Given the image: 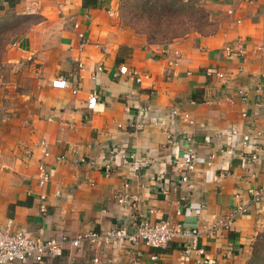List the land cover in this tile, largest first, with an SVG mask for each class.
<instances>
[{
    "label": "crops",
    "instance_id": "obj_1",
    "mask_svg": "<svg viewBox=\"0 0 264 264\" xmlns=\"http://www.w3.org/2000/svg\"><path fill=\"white\" fill-rule=\"evenodd\" d=\"M102 1L86 7L83 0H0V17H43L5 53L4 63L35 68L43 103L28 146L0 167V227L11 221L12 231L54 237L119 226L132 231L140 219L210 226L236 204H250L251 190L264 186V0H203L214 32L159 44L125 24L120 0ZM124 65L151 77L139 84L119 73ZM211 68L226 77L208 75ZM60 78L69 85L54 86ZM93 93L97 103L89 108ZM144 105L147 117L139 111ZM42 139L50 145L52 173L45 213L37 183ZM190 146L199 163L188 187L177 182L173 161ZM255 149L258 159L246 164ZM136 158L149 162L132 171ZM125 195L129 202L121 203ZM263 228L264 199L231 228L204 238V255L187 253L184 240L164 248L142 244V264H244ZM131 246L67 247L25 264H130Z\"/></svg>",
    "mask_w": 264,
    "mask_h": 264
},
{
    "label": "built area",
    "instance_id": "obj_2",
    "mask_svg": "<svg viewBox=\"0 0 264 264\" xmlns=\"http://www.w3.org/2000/svg\"><path fill=\"white\" fill-rule=\"evenodd\" d=\"M75 26L76 28L79 27L78 24ZM79 38L82 41L81 45L87 42L84 32L79 33ZM80 65L82 66L81 63ZM98 70L102 71L103 69L99 67ZM119 73L130 75L139 84H143L151 77L149 72L129 68L125 65L119 68ZM207 73L208 75H215L220 79L226 77V74L217 68H211ZM53 84L56 87L63 88L69 85V81L60 78L54 81ZM75 92H77V90ZM239 95L245 97L246 93L240 90ZM97 99V93H93L89 97L88 107L94 108ZM149 110L150 107L146 105L139 107V111L143 117L148 116V113H150ZM190 122L193 123L192 120H190ZM188 140L191 139L188 138ZM39 146L42 150V157L38 164L37 183L40 188V211L45 213L47 211V193L45 189L52 178V173L47 163V158L51 153L50 145L45 139L40 141ZM227 153L233 154V149H228ZM258 155V149H255V152L246 158V164L256 161ZM58 158L63 159V156ZM82 161L84 162L85 159ZM148 162L149 161L146 159L136 158L132 166V171L146 166ZM198 163L199 152L193 146H190L182 154H177L173 161L177 182L181 185L190 187L192 173L197 168ZM112 166L113 164H111V162L105 163V171L107 174L112 171ZM251 195V203H261L264 199V186L253 188L251 190ZM128 198V195H125L119 197V201L121 203H126L129 202ZM135 198L137 199V197ZM250 204L243 202L236 204L230 214L217 218L210 226L200 223L189 225L186 222H176L170 219L161 220L159 222L140 219L137 222L136 228L132 231L129 230L127 226H119L103 232L90 230L75 235L62 233L50 237L44 235L36 236L22 230L12 231L11 221H9L5 226L3 225L0 227V264H25V262L29 260L43 262L47 257L60 256L67 247L78 248L85 244H104L119 247L125 245L127 242L132 245V258L130 264L143 263L145 253L139 247V245L142 244L152 248H164L172 242L184 240L186 242L187 253L195 251L199 255H204L205 249L201 245L202 240L204 238H213L222 229L231 228L241 215L248 213ZM150 260L153 263H158L159 256L157 254H151ZM93 264L100 263L95 260Z\"/></svg>",
    "mask_w": 264,
    "mask_h": 264
},
{
    "label": "trees",
    "instance_id": "obj_3",
    "mask_svg": "<svg viewBox=\"0 0 264 264\" xmlns=\"http://www.w3.org/2000/svg\"><path fill=\"white\" fill-rule=\"evenodd\" d=\"M101 3L102 0H83L86 7ZM11 4L14 6L13 2ZM119 9L125 24L145 34L151 43H168L192 30L202 34L215 30L204 32L200 28L214 25L201 0H122ZM13 16V20L8 17L0 19V66L8 44L27 32L32 24L43 20L42 16L32 14L14 13ZM244 264H264V228L255 236Z\"/></svg>",
    "mask_w": 264,
    "mask_h": 264
},
{
    "label": "rangeland",
    "instance_id": "obj_4",
    "mask_svg": "<svg viewBox=\"0 0 264 264\" xmlns=\"http://www.w3.org/2000/svg\"><path fill=\"white\" fill-rule=\"evenodd\" d=\"M201 2L204 5V1ZM13 14L14 12L8 13L0 19L8 17L13 20ZM200 28L207 32L209 29H214L215 24ZM139 29H143L141 25ZM195 32L198 31H191V33ZM11 43L8 44L7 50ZM4 59L5 54L0 66V167L9 162L13 164L28 146L29 139L35 135V125L42 117L40 115L43 103L40 93L42 87L37 83L39 77L32 76L35 68L32 69L23 62L14 66L4 63Z\"/></svg>",
    "mask_w": 264,
    "mask_h": 264
}]
</instances>
